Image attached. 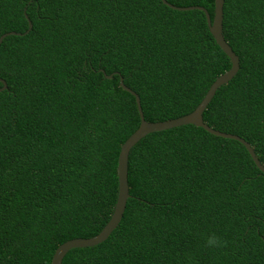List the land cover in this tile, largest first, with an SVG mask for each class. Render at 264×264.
Masks as SVG:
<instances>
[{"label":"trees","instance_id":"16d2710c","mask_svg":"<svg viewBox=\"0 0 264 264\" xmlns=\"http://www.w3.org/2000/svg\"><path fill=\"white\" fill-rule=\"evenodd\" d=\"M166 1L212 18L214 0ZM222 11L239 68L202 119L264 165V0ZM7 31L20 34L0 42V264H51L112 213L119 148L139 125L119 77L144 119L161 121L192 111L230 60L202 10L161 0H0ZM127 183L118 225L61 264H264V173L237 140L192 124L148 133L129 150Z\"/></svg>","mask_w":264,"mask_h":264},{"label":"water","instance_id":"95a60500","mask_svg":"<svg viewBox=\"0 0 264 264\" xmlns=\"http://www.w3.org/2000/svg\"><path fill=\"white\" fill-rule=\"evenodd\" d=\"M163 4L169 6L170 8H175L179 10H189V9H199L202 10L205 14V19L207 23L208 30L212 35L215 43L218 47L223 51V53L229 58L230 60V67L224 73L218 75L214 81L210 84L207 91L205 92L204 96L201 98L199 103L195 106V108L181 116L165 119L161 121H147L143 117V113L140 107L138 95L135 94L130 88L124 85L122 78L119 77V86L131 93L134 96L136 108L138 111L139 116V125L138 127L123 141L119 148L118 156H117V164H116V171H117V195L116 200L113 206L112 213L110 218L106 222V224L102 227V229L95 235L86 237V238H71L62 243H60L54 250L51 256V264H61V260L65 253L72 249V248H79V247H88L96 245L103 240H105L111 231L118 225L122 213L124 211L125 203L127 198L129 197L128 194V183H127V160H128V153L130 148L142 137L146 134L169 129L172 127L192 124L194 126L202 127L207 132L220 136L223 138H230L237 140L240 142L247 150L248 154L250 155L252 161L256 165V167L264 173V165L258 160L256 154L254 153L250 144L244 140L242 137L228 133L222 132L217 129H214L208 126L202 119V112L206 108V105L214 95L216 89L225 84L229 81L237 72L239 68V59L238 56L232 51L231 47L225 41L223 34H222V7H223V0H214V7H213V15L212 18L210 17L208 11L199 5H191V6H175L170 4L166 0H161ZM31 27V23L28 21V27L24 33H26ZM11 34H20L14 31H7L0 35V42L2 39ZM112 74L104 75L107 78H110ZM0 82L2 86L0 90L5 87V82L3 79L0 78Z\"/></svg>","mask_w":264,"mask_h":264},{"label":"clouds","instance_id":"9594fccd","mask_svg":"<svg viewBox=\"0 0 264 264\" xmlns=\"http://www.w3.org/2000/svg\"><path fill=\"white\" fill-rule=\"evenodd\" d=\"M207 242L210 243V244L214 243L215 242V237H212V236L208 237Z\"/></svg>","mask_w":264,"mask_h":264}]
</instances>
